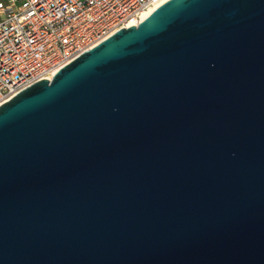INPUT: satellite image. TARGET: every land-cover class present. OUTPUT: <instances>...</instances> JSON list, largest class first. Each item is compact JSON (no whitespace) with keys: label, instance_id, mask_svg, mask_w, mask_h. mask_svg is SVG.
Masks as SVG:
<instances>
[{"label":"water","instance_id":"95a60500","mask_svg":"<svg viewBox=\"0 0 264 264\" xmlns=\"http://www.w3.org/2000/svg\"><path fill=\"white\" fill-rule=\"evenodd\" d=\"M0 264H264V0H167L2 103Z\"/></svg>","mask_w":264,"mask_h":264},{"label":"built area","instance_id":"2783aa9c","mask_svg":"<svg viewBox=\"0 0 264 264\" xmlns=\"http://www.w3.org/2000/svg\"><path fill=\"white\" fill-rule=\"evenodd\" d=\"M158 1H0V105L39 80H51L114 32L137 26Z\"/></svg>","mask_w":264,"mask_h":264},{"label":"bare ground","instance_id":"6f19581e","mask_svg":"<svg viewBox=\"0 0 264 264\" xmlns=\"http://www.w3.org/2000/svg\"><path fill=\"white\" fill-rule=\"evenodd\" d=\"M165 0H159L155 4H153L149 9H147L143 14L142 17L149 14L150 12L154 11L156 8H158Z\"/></svg>","mask_w":264,"mask_h":264},{"label":"rangeland","instance_id":"374dc122","mask_svg":"<svg viewBox=\"0 0 264 264\" xmlns=\"http://www.w3.org/2000/svg\"><path fill=\"white\" fill-rule=\"evenodd\" d=\"M0 1H5V0H0Z\"/></svg>","mask_w":264,"mask_h":264}]
</instances>
